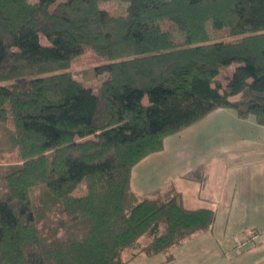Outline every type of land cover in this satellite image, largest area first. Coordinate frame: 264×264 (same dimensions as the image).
Here are the masks:
<instances>
[{"label": "trees", "instance_id": "16d2710c", "mask_svg": "<svg viewBox=\"0 0 264 264\" xmlns=\"http://www.w3.org/2000/svg\"><path fill=\"white\" fill-rule=\"evenodd\" d=\"M104 1L0 0V264L173 260L216 211L137 193L133 167L220 107L264 125V0Z\"/></svg>", "mask_w": 264, "mask_h": 264}, {"label": "crops", "instance_id": "0c3cea01", "mask_svg": "<svg viewBox=\"0 0 264 264\" xmlns=\"http://www.w3.org/2000/svg\"><path fill=\"white\" fill-rule=\"evenodd\" d=\"M203 166L204 183L185 177ZM131 187L152 195L174 187L188 208L216 211L211 228L165 254H140L126 264H264V125L220 107L165 138L132 170Z\"/></svg>", "mask_w": 264, "mask_h": 264}, {"label": "rangeland", "instance_id": "374dc122", "mask_svg": "<svg viewBox=\"0 0 264 264\" xmlns=\"http://www.w3.org/2000/svg\"><path fill=\"white\" fill-rule=\"evenodd\" d=\"M31 1H36V0H31ZM102 6L105 7L111 14L114 15H118V14H123L126 12V7L127 4L125 2L119 1V0H108V1H104L102 3ZM220 35H226L225 31L220 32ZM41 42L44 44H48V41L46 39L45 36L41 35ZM100 61V59L96 56L95 52L91 49L88 48L85 50L84 54L82 57L78 58L74 65L72 66V71H80L83 69H90L92 67H94L95 64H98ZM90 73H92V71L88 70L87 74L91 75ZM239 98V96H235L233 97V99H237ZM145 102H147V98H145L144 100ZM0 165H5V164H10L12 162H15L14 158H12L11 155L9 156H3L0 157ZM86 193V188H85V184L81 183L77 189L75 190V194L77 195H81V194H85ZM141 240L146 241L147 238L143 237ZM126 250L125 254L127 253Z\"/></svg>", "mask_w": 264, "mask_h": 264}]
</instances>
